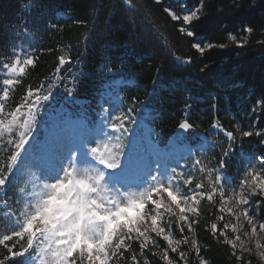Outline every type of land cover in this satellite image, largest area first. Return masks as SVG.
<instances>
[{
    "label": "trees",
    "instance_id": "trees-1",
    "mask_svg": "<svg viewBox=\"0 0 264 264\" xmlns=\"http://www.w3.org/2000/svg\"><path fill=\"white\" fill-rule=\"evenodd\" d=\"M204 2L206 14L193 29L197 35L189 38L178 32L180 24L163 9L179 11L182 5L191 7L199 0H134L132 10L122 0H0V60L23 35L31 37L36 58L35 67L29 66L28 75L14 87L7 106L17 103L29 87L46 86L51 79L58 87L43 105L46 113L80 116L93 124L99 115L100 89L105 82L122 78L125 110L134 109L132 116L145 111L160 144L168 145L174 135L179 143L190 145L207 139L218 143L214 151L219 158L222 132L212 124L219 121L225 130L233 131L236 123H244L243 114L264 96V46L257 42L264 39L260 34L264 0ZM246 25L256 31L243 47L230 43L225 49L206 50L204 56L191 49L192 42L218 43L229 32L243 36ZM60 56L71 58L72 75L68 64L59 78L55 75ZM176 56L181 60L191 56L193 62L180 63ZM64 76L68 78L60 83ZM258 116L264 129V110ZM185 119L194 128L179 133L178 125ZM254 148L264 154L261 142ZM214 212L213 207L204 212L196 225L200 254L210 264H234L230 249L218 244L207 230ZM174 230L181 236L176 226ZM133 247L138 251V245ZM3 253L1 247L0 256ZM147 257L152 264H161L149 252ZM190 260L196 264L194 255Z\"/></svg>",
    "mask_w": 264,
    "mask_h": 264
},
{
    "label": "snow or ice",
    "instance_id": "snow-or-ice-1",
    "mask_svg": "<svg viewBox=\"0 0 264 264\" xmlns=\"http://www.w3.org/2000/svg\"><path fill=\"white\" fill-rule=\"evenodd\" d=\"M122 2L128 10L135 7L134 0H122ZM159 2L160 0H157V3ZM207 7L204 0H199V3L191 7L182 5L179 11L171 7H165L163 11L171 21L180 24L178 27L180 34L193 38L197 35L193 29L202 19V13H205ZM255 31L253 26L246 25L242 29L243 36L229 32L226 38L218 43L192 42L191 49L204 56L206 50L225 49L230 43L243 47ZM260 34L264 36V26ZM257 42L264 46V39ZM175 59L186 65L193 62L191 56L184 60L176 56ZM65 64L69 65L67 71L72 75L71 58L60 56L55 69L57 78L61 76ZM35 65V56L25 47H20L19 52L13 48L11 58L0 60V68L3 69V72H0V76H3L0 81L3 85L0 88V152L7 151L6 159L0 160V194L7 190L10 181H19L20 177L25 175L21 169L29 164L35 169H29L28 177L24 181L25 186L18 188L19 197L16 203L22 204L18 214L7 200L0 202V209L5 210L4 219L11 221L10 230L0 233V247L4 250L3 255L0 256V264H141L140 258H143L142 264H152L146 255L150 246L159 249L152 254L161 264H191L190 257L193 255L196 257V264H210L205 257L200 256L201 245L197 237L184 235L185 227L189 234L195 232L201 215L202 200L208 201L213 208L219 205L213 213L214 219L208 222L207 230L218 244L230 249L228 255L234 260V264H253L251 259L253 256L257 258V264H264V241L248 239L249 235L257 237L264 233V155L249 158L241 154L249 162L235 185L226 181L223 175V170L228 168V162L236 151L237 133L243 138L264 137V129L257 127L258 115L247 129L238 125L236 131H232L225 130L219 121L212 124L214 129L223 132L227 146L220 145L221 155L214 166L202 163L200 160L195 161L194 171L202 175V180L196 182L187 192L180 190V185L176 182L177 178L182 180L184 185H190L193 182L194 172L185 174L172 167L173 175L164 178L153 176L151 184L138 198L114 199L108 195L101 201L107 209L104 215L108 218L133 203L142 207L133 215L129 223L117 225L107 239L104 236L92 238L88 241L91 246L85 247L70 244L63 232L59 235L47 233L39 221L40 211L34 207L33 202L47 195L46 186L39 183L44 180V176L38 173L49 172L54 167L63 132L52 128L50 134L41 139L35 134V128L40 123L43 105L50 100L53 88L58 85L54 80L49 79L46 86L40 84L35 89L29 87L19 101L12 105L11 110L5 112L6 106L13 100L14 87L21 83V77L28 75V67L34 68ZM109 72L111 74V70ZM67 78L64 76L60 79V83ZM73 79L75 80V77ZM121 83L120 80L110 82L113 87H118ZM65 91L72 93V89L69 88H65ZM255 108L264 110V96L256 100L254 113ZM104 119H111L108 116V109H105ZM115 120L121 121L122 117L117 115ZM178 127L182 130H192L194 125L185 119ZM113 129L116 132L127 131L122 129L119 123L113 125ZM5 132L11 137L10 139H4ZM104 137L106 140L97 141L94 146L89 147V152L98 155L108 168L116 169L121 162L123 152L117 153L114 149L123 145L120 143L112 145L111 138L106 132ZM34 140L37 143L33 144ZM260 142L264 144V139ZM30 146L32 150L28 159H24ZM74 171L75 164L71 162L67 167L62 168L61 172L66 179L61 181L60 187L71 183ZM61 176L57 175L54 182L60 180ZM205 180L207 186L203 182ZM55 186L53 183V187ZM164 193H167V199L164 198ZM217 196L218 200L215 199ZM253 203L255 210L252 208ZM104 215H101V219ZM173 218L181 233L180 238H176L172 231ZM157 238L166 242V248H161ZM134 244L138 245V251L133 247ZM181 245H185L186 249L182 250ZM169 250L178 254L179 259L170 258Z\"/></svg>",
    "mask_w": 264,
    "mask_h": 264
},
{
    "label": "rangeland",
    "instance_id": "rangeland-1",
    "mask_svg": "<svg viewBox=\"0 0 264 264\" xmlns=\"http://www.w3.org/2000/svg\"><path fill=\"white\" fill-rule=\"evenodd\" d=\"M242 36V35H241ZM31 40V37L29 35H23L20 36L9 48L4 54V60L6 58H11V53L13 48L16 49L17 52H19L20 47H25L33 54V47L32 44L29 42ZM0 72H3V69L0 68ZM3 76H0V81H2ZM116 80L123 81L122 79L116 78ZM2 82H0V88H2ZM121 88L122 83L118 87H113L110 82L106 83L101 89L100 94L103 95V102L101 103L102 107V113L101 116L96 124V126L93 129L88 128V126L81 120V119H74V120H59L58 118H53L49 120L48 124H42L39 125V128H43L46 130V135L48 136L50 134V131L52 128H56L58 131L63 132L61 147L59 148L56 158H55V164L51 171L45 172V173H38V175H43L44 180L40 181L39 183H42L44 181L47 182H54V179L57 175H63L61 172L63 167H67L68 164L74 163L77 168H100L102 170L110 169L108 168L107 164L105 162L100 161L101 165L97 164V161H86L80 160L84 159L80 156V151H78L76 147V140L73 141L75 138L69 135L71 134H77L80 136V130L82 131L81 137L83 139V142L85 144V148L87 151V154L89 155V147L94 146L97 141L100 140H106L104 137V133H108V136L111 138V144L115 145L116 143H120L123 145V155L121 162L119 166L114 170L115 172L123 175L126 179L132 178L133 180H130L127 185L124 186H118L114 181H110L105 179V184L112 189L113 191H135L139 192L143 189L147 188L152 180L151 178L155 175H158L160 178H164L169 175H173L171 173V168L176 167L178 172H184L187 174L188 172H194L193 175V182L190 185H184L183 181L177 178V183L180 185V190L182 192H187L189 188H192L195 186V183L202 180V175L198 171H194L193 165L196 160L202 161V163L210 164L214 166L216 164V161L219 159L215 155L214 147L216 148L218 143L215 141H209L204 140L202 143L197 144L195 146L190 147L189 145H182V146H175L171 150H166L163 147H160L156 143L155 139V129L152 124H150L144 117H135L134 119H131L130 116H127V114L122 115L121 110L122 109V103L123 98L121 94ZM255 105H252L250 110L243 114L244 123L235 124V129L237 126H241L244 129L248 128V125L253 122L256 119V116L259 115V111L261 108H255V113L253 111ZM105 109H108V116L111 117V119H104L105 117ZM11 107L6 106L5 112L10 111ZM26 111V109H25ZM45 111L41 109L40 117L44 115ZM121 116V121H116L115 116ZM40 121H44L42 118ZM121 124L122 129H127V131L122 132H116L113 129V125L115 124ZM99 126V128H97ZM257 127H260L259 124ZM84 129V132L82 130ZM97 128V130H96ZM261 128V127H260ZM233 131H236V130ZM77 130V132H75ZM45 133V132H44ZM35 134H37L36 128H35ZM75 137V136H74ZM117 137H119V140H117ZM7 135V132H5L4 139H10ZM72 140V144L69 145L68 140ZM85 139V140H84ZM261 139H264V137L257 138L255 136L243 138L237 133V139H236V151L231 156L229 162H228V168L223 170V175L226 181H228L230 184L235 185L238 183L240 176L243 172L244 167L249 162L247 159L243 157H249L254 158L255 156L264 155L263 153H259L256 148V144L260 142ZM70 140V142H71ZM219 140L224 144V147L227 146V140L226 137L223 135V132L219 136ZM37 143L36 140L33 141V144ZM70 146V147H69ZM174 146V145H173ZM9 148L11 146H8ZM186 150L182 155H174L171 156V161L169 164V169H166L162 166H160L161 156L164 154H169L176 150ZM31 146L28 148L27 152L25 153L24 159H28V155L31 152ZM77 152L76 156L79 160L78 162H75L74 155ZM243 153V157L242 154ZM91 155V154H90ZM89 155V156H90ZM7 156V151L0 152V160H5ZM92 156V155H91ZM199 167V166H197ZM29 169L35 170L31 164L27 165L25 168L21 169L22 172L25 173L24 176H21L19 181H10L7 184V190L0 194V202L3 200H7L8 203L12 206V209L18 210L22 208V204H17L16 201L19 197L18 188L25 186L24 181L28 177V171ZM136 179H139V181H136ZM205 186H207V181H203ZM29 190H31V186H29ZM39 190V189H37ZM154 198L155 194H154ZM164 198L167 199V193H164ZM215 199H219L217 196ZM218 204L216 205L215 211L218 208ZM151 207V205H149ZM212 205L206 201L202 200L200 209H201V216L204 214V212L208 211ZM253 210H255V204L252 205ZM4 211L3 209H0V233L5 232L6 230H10L11 227V221L4 219ZM140 211L133 209L132 213H129L128 216L125 217V219L120 220L117 225L129 223L131 221V218L135 213H138ZM167 219V216L165 217ZM227 219V216H226ZM200 221V219H199ZM116 225V226H117ZM115 226V228H116ZM176 224L173 218V226L172 231L176 238H180L177 234H175V228ZM114 228V229H115ZM187 230V227H185ZM231 234V233H229ZM154 235V234H153ZM187 235H195L194 233L189 234L187 230ZM158 243L160 244L161 248H166V242H164L161 238H157ZM1 248V247H0ZM181 249L185 250V246L181 245ZM159 251V249L152 248L150 246V250L146 251V255L149 253H153ZM169 256L170 258L179 259L178 254L171 253L169 250ZM201 256V254H200ZM195 257V256H194ZM203 257V256H202ZM23 259V258H22ZM196 259V257H195ZM253 264H257V258L252 257ZM196 263V260H195Z\"/></svg>",
    "mask_w": 264,
    "mask_h": 264
},
{
    "label": "clouds",
    "instance_id": "clouds-1",
    "mask_svg": "<svg viewBox=\"0 0 264 264\" xmlns=\"http://www.w3.org/2000/svg\"><path fill=\"white\" fill-rule=\"evenodd\" d=\"M122 145V144H121ZM117 153L123 151V146L115 148ZM97 161L98 155L90 153ZM66 178L62 175L55 182H42L46 186L47 195L34 201V207L40 211L39 221L47 233L59 235L64 233L70 244L90 247L88 241L92 238L111 236L112 231L120 220L125 219L133 209L139 210L142 206L136 203L121 209L115 216L108 218L104 215L107 209L101 203L108 195L114 199L138 198L147 188L142 191H113L104 182L105 171L100 168H77L72 173L70 184L60 187L61 181ZM55 183V187H53ZM111 201H109V204ZM101 215L104 218L101 219ZM249 241H264V233L257 237L249 235Z\"/></svg>",
    "mask_w": 264,
    "mask_h": 264
},
{
    "label": "bare ground",
    "instance_id": "bare-ground-1",
    "mask_svg": "<svg viewBox=\"0 0 264 264\" xmlns=\"http://www.w3.org/2000/svg\"><path fill=\"white\" fill-rule=\"evenodd\" d=\"M75 132H77V130H75ZM79 132H80V136L75 134L71 138H75V139H73V141L76 140V144L75 145H76L78 151H80L79 153H80L81 158L89 159L90 156L87 154V151H86V148H85V144H84L83 139L81 137L82 131L80 130ZM185 151L186 150L181 149V150L173 151V152H171L169 154H165V155L163 154L161 156L160 166H162V167H164L166 169H169V164H170V161H171L170 159H171L172 154L179 156V155H182ZM75 159H78V157L76 156ZM126 183H127V181H124L122 184L117 183V185L118 186L119 185H125Z\"/></svg>",
    "mask_w": 264,
    "mask_h": 264
},
{
    "label": "water",
    "instance_id": "water-1",
    "mask_svg": "<svg viewBox=\"0 0 264 264\" xmlns=\"http://www.w3.org/2000/svg\"><path fill=\"white\" fill-rule=\"evenodd\" d=\"M180 131H186V130H182V129H179Z\"/></svg>",
    "mask_w": 264,
    "mask_h": 264
}]
</instances>
